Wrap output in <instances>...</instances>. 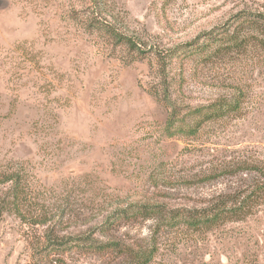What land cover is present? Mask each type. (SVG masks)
<instances>
[{"label":"rangeland","instance_id":"obj_1","mask_svg":"<svg viewBox=\"0 0 264 264\" xmlns=\"http://www.w3.org/2000/svg\"><path fill=\"white\" fill-rule=\"evenodd\" d=\"M103 6L145 47L166 49L240 9H263L264 0H104ZM89 8H98L94 0H0V179L20 170L29 186L27 211L51 220L29 224L2 213L0 264H134L87 249L49 251V228L59 236L84 233L116 237L135 250L156 248L148 264H264V199L245 219L211 229L184 223L159 229L141 218L97 231L129 202L197 208L247 196L264 167V70L250 68L245 57L215 64L197 53L176 59L170 71L182 104L231 98L237 82L244 101L240 111L198 132L185 127L171 134L169 110L150 92L160 81L156 59L130 61L87 31L81 18ZM10 185L0 182V198Z\"/></svg>","mask_w":264,"mask_h":264},{"label":"trees","instance_id":"obj_2","mask_svg":"<svg viewBox=\"0 0 264 264\" xmlns=\"http://www.w3.org/2000/svg\"><path fill=\"white\" fill-rule=\"evenodd\" d=\"M94 1L98 8H89L87 14L81 18L87 31L102 35L113 47L126 53L130 61L143 59L147 55H152L156 59L160 81L150 88V92L168 108L166 129L171 134L183 132L185 127L189 128V133L198 132L205 122L240 111L244 101L240 95L243 89L237 82L235 86L238 88V93L231 98L223 96L217 101L197 106L182 104L174 97L176 80L170 71V66L176 59L197 53L202 63L215 64L217 61L239 60L245 57L249 58L250 68L259 66L264 70V8L240 9L220 24L202 31L191 41L162 49L158 46L145 47L138 37L120 27L114 14L104 8V0ZM186 119L192 120L193 123H186ZM260 172L261 178L256 184H252L253 189L244 198H240L242 195L239 193L226 195L210 205L197 208H171L164 203L152 201L129 202L115 208L106 216L97 231L103 234L122 222L141 218L155 220L159 229L163 226L173 227L184 223L201 230L211 229L227 221L245 219L252 213L255 204L264 199V167ZM0 182L11 184L6 195L0 198V215L4 212L14 213L29 224H47L51 221L47 214L27 211L29 186L25 183L20 170L3 173ZM45 241L46 248L52 252L65 253L74 249H87L99 254L124 255L132 258L134 264L150 263L156 252V248L146 251L135 250L133 244L116 237L102 240L84 233L59 236L51 228L45 233Z\"/></svg>","mask_w":264,"mask_h":264}]
</instances>
